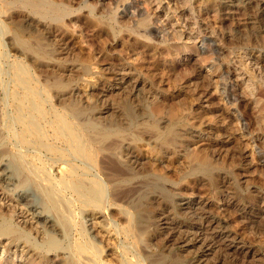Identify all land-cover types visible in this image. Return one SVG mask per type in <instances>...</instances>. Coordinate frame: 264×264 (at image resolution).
Instances as JSON below:
<instances>
[{"label":"rangeland","instance_id":"rangeland-1","mask_svg":"<svg viewBox=\"0 0 264 264\" xmlns=\"http://www.w3.org/2000/svg\"><path fill=\"white\" fill-rule=\"evenodd\" d=\"M15 1L0 0V149L17 179L0 182V220L24 234L0 235V264H148L159 250L182 254L185 264H264V33L240 27L237 38L225 36L236 19L225 18L219 0H139L135 10L133 0H52L67 7L60 21ZM24 15L31 17L29 32L20 26ZM13 65L35 79L53 113L78 108L116 128L104 146L98 143L97 162L54 159L29 139L18 141V128L6 125L16 115L14 94L23 91ZM19 153H28L25 160ZM201 160L210 164L208 173L196 169ZM73 164L80 178L104 186L98 204L75 193ZM132 172L134 179L127 177ZM52 182L75 225L58 236L59 251L35 245L45 235L31 212L60 219L45 192ZM81 233L93 252H77Z\"/></svg>","mask_w":264,"mask_h":264},{"label":"bare ground","instance_id":"bare-ground-1","mask_svg":"<svg viewBox=\"0 0 264 264\" xmlns=\"http://www.w3.org/2000/svg\"><path fill=\"white\" fill-rule=\"evenodd\" d=\"M7 2V1H6ZM16 4H21L22 7L31 9L34 14H37L39 17H47L52 20L62 19V15H65L67 12V7L63 5V3H57V1L52 0H16ZM11 3V2H10ZM221 6L224 7L225 10V18H234L236 19L232 28L227 29L225 32V36L227 35L230 38H237V33L240 27L248 28L249 35H258L264 33V26L262 24V20L264 19V0H219ZM12 4V3H11ZM107 9L105 3L102 1L99 3ZM218 5V3H216ZM18 6V5H17ZM1 7V6H0ZM139 8V0H133L130 3L129 8L136 9ZM220 7V6H219ZM7 8V7H6ZM23 8V9H24ZM217 8V7H216ZM103 9V8H102ZM222 9V8H221ZM17 10V9H16ZM104 10V9H103ZM129 10V9H128ZM216 10V9H215ZM24 11V10H23ZM30 11V12H31ZM69 11V10H68ZM4 12V10H3ZM31 12V13H32ZM129 12V11H127ZM218 12V11H217ZM216 12V13H217ZM7 13V10L5 14ZM23 13V12H22ZM25 13V12H24ZM4 14V13H3ZM2 14V16H3ZM4 14V15H5ZM10 14V13H9ZM27 14V13H26ZM135 14V13H134ZM68 15V14H67ZM6 16V15H5ZM4 16V17H5ZM219 16V15H218ZM13 17V16H12ZM11 18V17H10ZM30 16L24 15L23 20L20 21V26L26 31H28ZM263 18V19H262ZM262 19V20H261ZM18 20V19H17ZM20 20V19H19ZM19 20L17 23H19ZM51 20V21H52ZM35 21H37L35 19ZM60 21V20H59ZM62 21V20H61ZM7 22V21H6ZM34 22V21H33ZM43 22V21H42ZM56 22V21H55ZM233 22V21H231ZM3 21H1V24ZM13 23V21H12ZM36 23V22H35ZM38 23V22H37ZM36 23V24H37ZM46 23V22H44ZM4 24V23H3ZM48 24V23H47ZM15 25V24H14ZM3 26V25H2ZM17 27V26H16ZM55 27V26H54ZM53 27V28H54ZM8 28V27H7ZM4 29V28H3ZM21 29V28H20ZM242 29V28H240ZM14 30V29H13ZM37 31V30H36ZM39 31V30H38ZM24 32V31H23ZM29 32V31H28ZM31 32V31H30ZM240 32V31H239ZM244 32V31H243ZM242 32V33H243ZM18 33V32H17ZM58 33V32H57ZM247 33V32H245ZM30 34V33H28ZM248 34V33H247ZM246 34V35H247ZM32 35V34H31ZM34 35V34H33ZM38 35V34H37ZM241 35V34H240ZM238 34V37H240ZM244 36H246L243 33ZM25 36V35H24ZM30 36V35H29ZM35 36V35H34ZM227 37V38H228ZM262 37V35L260 36ZM20 38V37H18ZM39 38V37H38ZM229 38V39H230ZM242 38V37H241ZM247 38V37H246ZM13 39V38H12ZM240 39V38H238ZM253 39V38H252ZM20 40V39H19ZM18 40V41H19ZM201 40V39H200ZM232 40V39H231ZM242 40V39H241ZM204 41V40H203ZM202 41V43H203ZM244 41V40H242ZM257 41V39H256ZM255 41V43H256ZM21 42V41H20ZM239 42V41H238ZM248 42V41H247ZM258 42V41H257ZM23 43V42H22ZM25 43V42H24ZM243 43V42H242ZM26 44V43H25ZM36 45V44H35ZM41 45V44H40ZM204 45V44H203ZM206 45V44H205ZM18 46V45H17ZM43 46V45H42ZM31 47V46H30ZM37 47V45H36ZM40 47V46H39ZM41 49V47H40ZM43 49V48H42ZM33 50V48H32ZM40 51V50H38ZM153 51V50H152ZM43 56H50V53L40 51L39 54ZM154 53V52H153ZM22 54V53H21ZM27 55V54H26ZM37 55V54H36ZM50 59V58H49ZM44 62V61H43ZM46 63V62H45ZM14 74V83L17 85L19 89L23 91H18L14 94L13 97V106L16 109L15 117L11 118L9 122L6 124L13 128H18V133L16 134L18 141L22 144H26L28 139L34 147H44L48 152H50L54 159H61L63 157L72 156L75 159H79L82 162H97L95 159L96 151L98 148V143L107 139V137L111 136L113 133H117L116 128L113 126H107L103 124H98L93 119L87 118L85 115L86 112L82 109H74L71 113L66 114H56L53 113L50 109L44 107V103L42 100V93L39 86L35 83V79L28 76L27 72L24 68L19 66H14L11 68ZM11 72V71H10ZM116 72V71H115ZM2 75V74H1ZM0 75V76H1ZM37 76V75H36ZM34 77V76H33ZM122 77V76H121ZM2 78V77H1ZM125 79V78H124ZM37 81V80H36ZM39 81V80H38ZM37 81V82H38ZM122 81H124L122 79ZM132 85V84H131ZM55 86V85H54ZM135 86V85H134ZM60 88L61 84H59ZM129 87V86H128ZM16 88V87H15ZM58 88V87H57ZM18 89V90H19ZM125 89V88H124ZM63 91V90H61ZM137 91V90H136ZM64 93V92H63ZM1 94V93H0ZM53 94V93H52ZM59 94V93H58ZM10 95V94H9ZM114 95V94H113ZM117 95V94H116ZM240 95V94H239ZM77 97V96H76ZM136 97V96H135ZM237 97V96H236ZM1 98V97H0ZM7 98V97H6ZM1 101V100H0ZM75 102V101H74ZM120 103V102H119ZM2 104V103H1ZM110 104V103H109ZM75 105V104H74ZM139 107V106H138ZM140 108V107H139ZM117 109V108H116ZM118 110V109H117ZM115 110V111H117ZM3 111V110H2ZM1 112V111H0ZM91 112V111H90ZM121 112V111H120ZM12 113V112H11ZM113 113V112H112ZM118 114V113H117ZM180 115V113H178ZM2 115V114H1ZM0 115V116H1ZM8 115V114H7ZM123 115V114H122ZM173 115V114H172ZM112 116V115H111ZM120 117V115H118ZM7 117V116H6ZM5 117V118H6ZM115 117V116H114ZM177 117V116H176ZM73 118L80 119L81 123L76 124L73 121ZM117 118V117H116ZM121 118V117H120ZM181 118V117H180ZM3 119V118H2ZM86 119V120H84ZM103 119V118H102ZM178 120V119H177ZM7 121V120H6ZM79 121V122H80ZM125 121V120H124ZM111 122V121H110ZM157 121H155L156 123ZM169 122V121H168ZM1 123V122H0ZM115 123V122H114ZM141 123V122H140ZM4 124V123H3ZM116 124V123H115ZM150 124V122H149ZM5 125V126H6ZM133 125V124H131ZM119 126V125H118ZM140 126V125H139ZM156 132L159 134V137L165 139L167 134L160 130V128L156 125L152 126ZM3 129V127H1ZM0 129V130H1ZM151 130V128H150ZM178 132V129L176 130ZM151 132V131H150ZM175 133V131L173 132ZM172 133V134H173ZM1 135V134H0ZM115 135V134H114ZM157 135V134H156ZM173 136V135H172ZM42 137H46V140L42 139ZM132 137V136H131ZM133 138V137H132ZM122 139V138H121ZM111 140V139H110ZM134 140V138H133ZM172 140V138H171ZM2 141V140H1ZM17 141V142H18ZM124 141V140H123ZM170 141V140H169ZM181 142V141H180ZM105 143V142H104ZM118 143L119 139H118ZM167 143V142H166ZM169 143V142H168ZM110 144V143H108ZM107 145V144H106ZM111 145V144H110ZM108 145V147H111ZM164 145V144H163ZM168 145V144H167ZM100 146H104L101 142ZM170 146V145H169ZM107 147V146H106ZM113 147V145H112ZM167 147V146H166ZM171 147V146H170ZM4 148V147H3ZM19 148V147H18ZM114 148V147H113ZM112 148V149H113ZM7 149V148H5ZM30 149V148H27ZM40 149V148H39ZM32 150V149H31ZM37 151V150H36ZM172 152V151H171ZM6 153V152H5ZM20 154V160H25V156L28 154ZM97 155V154H96ZM105 156V155H104ZM108 156V155H107ZM106 156V157H107ZM9 157V155H7ZM38 157V156H37ZM109 157V156H108ZM107 157V158H108ZM34 158V157H33ZM101 158V157H100ZM14 159V158H13ZM112 158H110L111 160ZM194 159V158H193ZM75 160V161H77ZM101 160V159H100ZM113 160V159H112ZM16 161V160H14ZM28 161V160H27ZM31 161V160H30ZM39 162V160H37ZM50 161V160H49ZM65 161V159L63 160ZM103 161V160H102ZM101 161V162H102ZM106 161V160H105ZM57 162V161H56ZM67 162V161H66ZM100 162V163H101ZM104 162V161H103ZM29 163V162H28ZM107 163V162H106ZM118 163V162H116ZM196 163V162H195ZM44 164V163H43ZM51 164V163H50ZM104 164V163H103ZM74 165V166H73ZM69 173V180L72 183V188L75 190L83 201L86 203L98 204L100 202L101 197L104 192V186L94 178H88L90 181H86L83 178L79 177L80 167L73 164ZM117 165V164H115ZM23 166V165H22ZM63 166H65L63 164ZM62 166V167H63ZM18 167V166H17ZM45 169V166H43ZM42 167V168H43ZM113 167L116 166L113 165ZM48 168V167H47ZM106 168V167H105ZM112 168V167H111ZM129 168V167H128ZM210 164L207 160H201L196 169H204L207 173L210 170ZM17 169V168H15ZM62 169V168H61ZM121 169L120 167L117 170ZM130 169V168H129ZM19 170V169H18ZM34 170V169H33ZM46 170V169H45ZM44 170V171H45ZM111 170V169H110ZM114 170V169H113ZM115 170V171H117ZM124 170V169H123ZM123 170H120L123 171ZM26 171V170H25ZM43 171V172H44ZM47 171V170H46ZM128 171V170H127ZM126 171V172H127ZM132 171V170H130ZM17 171H15L16 173ZM37 172V171H36ZM117 172V173H120ZM126 172L123 171L124 174ZM136 172V171H135ZM45 173V172H44ZM43 173V174H44ZM49 173V172H48ZM88 173V172H87ZM50 174V173H49ZM68 174V173H67ZM83 174V173H82ZM132 174V175H131ZM134 174V175H133ZM34 175V174H33ZM46 175V174H45ZM111 175V174H110ZM128 175V173H127ZM137 175V174H136ZM35 176V175H34ZM39 176V175H38ZM47 176V175H46ZM121 176V175H120ZM133 176L135 178V173H130V177ZM36 177V176H35ZM118 177V175L116 176ZM124 177V176H122ZM126 177V176H125ZM17 178V177H16ZM45 178V177H44ZM52 178V177H51ZM113 179V178H112ZM127 179V178H126ZM143 179V178H142ZM14 179V167L11 161L4 156L3 151L0 149V182L5 185H13L17 180ZM131 180V179H130ZM27 181V180H26ZM35 181V180H34ZM68 181V180H67ZM119 181V180H118ZM154 181V180H153ZM21 183V182H20ZM45 183V182H44ZM43 183V184H44ZM138 183V182H137ZM143 183V182H142ZM145 183V182H144ZM151 183V182H150ZM66 182L64 183V185ZM149 184V182H148ZM147 184V185H148ZM45 185V184H44ZM117 185V184H116ZM161 185V184H160ZM163 185V184H162ZM20 186V184H19ZM40 186L41 183H40ZM137 186V185H136ZM149 186V185H148ZM11 187V186H10ZM58 184L56 182H52L46 187L47 197L52 207H55L59 213V220L56 219L52 215L42 214L37 209L33 208L31 212L34 214V217L40 223L42 230L45 235V239L43 243L35 245L42 250L51 251L58 250L62 248L63 242L58 237L59 235L65 236L69 234V232L73 229L75 225L72 224L69 213L61 206V201L57 198L56 194L59 191ZM135 188V187H134ZM119 189V188H118ZM129 189V188H128ZM33 190V189H31ZM30 190V191H31ZM134 190V189H133ZM136 190V189H135ZM151 190V189H150ZM154 190V189H153ZM34 191V190H33ZM26 192V191H25ZM32 193V192H31ZM35 193V191L33 192ZM45 193V194H46ZM21 194V193H20ZM121 194V193H120ZM29 195V194H28ZM112 195V194H111ZM114 195H112L113 197ZM31 198V195L29 196ZM23 198V197H22ZM61 198V197H60ZM146 198V197H145ZM25 203H30L29 199L24 198ZM31 204V203H30ZM67 204V203H66ZM27 205V204H26ZM64 205V204H62ZM143 205V204H142ZM29 206V205H27ZM40 207V206H39ZM65 207V206H64ZM69 208V207H68ZM205 208V207H204ZM31 209V208H30ZM70 209V208H69ZM71 210V209H70ZM53 214L54 209L52 210ZM200 212V211H199ZM51 214V213H49ZM57 214V213H56ZM198 214V213H197ZM201 214L204 217L212 218L213 220H217L215 216L210 214L206 209L201 211ZM202 216V217H203ZM227 216V215H226ZM133 217V216H132ZM224 220L225 219H220ZM96 223V222H95ZM97 225V224H96ZM141 225V224H140ZM95 226V225H94ZM93 227V226H92ZM80 228H83L82 226ZM144 228V227H143ZM22 229V228H21ZM84 229V228H83ZM93 229V228H91ZM96 229V226H95ZM86 230V229H85ZM99 230V229H98ZM101 231V230H99ZM42 232V233H43ZM80 233V232H79ZM96 233V232H95ZM102 233V232H101ZM24 234L22 230H20L17 226H15L10 220L2 219L0 220V235L16 237ZM82 237L85 240L83 243L79 244L77 247V252L82 253L85 251H91L93 244L87 240L88 235L85 233ZM103 234V233H102ZM174 234H171L167 239L171 241V237ZM81 236V235H80ZM100 237V236H99ZM82 239V238H81ZM9 242V240L7 241ZM6 242V243H7ZM91 244V245H89ZM166 245V244H165ZM8 246V245H7ZM10 246V245H9ZM95 246V245H94ZM160 247V246H159ZM164 247V246H163ZM90 249V250H89ZM24 250V249H23ZM26 250V249H25ZM28 250V249H27ZM59 251V250H58ZM76 251V250H75ZM98 251V249H97ZM144 251V250H143ZM155 256L148 257V264H185V257L180 253H165L162 250ZM39 254V253H38ZM48 254V253H47ZM77 254V253H76ZM85 254V253H84ZM94 254V253H92ZM102 254V253H101ZM43 256V255H42ZM90 259V258H89ZM78 260V259H77ZM94 260V259H93ZM70 261V260H69ZM80 262L78 261L77 264ZM96 262H94L95 264ZM140 260H126L123 259L121 264H140ZM84 264V263H83ZM91 264V263H90ZM97 264V263H96ZM99 264V263H98ZM227 264V263H226Z\"/></svg>","mask_w":264,"mask_h":264}]
</instances>
